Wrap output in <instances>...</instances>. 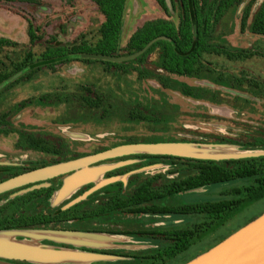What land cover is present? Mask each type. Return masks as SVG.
<instances>
[{
    "label": "rangeland",
    "instance_id": "rangeland-1",
    "mask_svg": "<svg viewBox=\"0 0 264 264\" xmlns=\"http://www.w3.org/2000/svg\"><path fill=\"white\" fill-rule=\"evenodd\" d=\"M34 1L0 2V38L11 42L0 49V71L4 65L3 70L12 72L14 65L23 62L28 53L34 54L33 63H40L48 47H68L83 42L93 45L100 38L104 17L91 0ZM263 1L242 0L213 25L209 37L213 47L255 52L256 56L251 59L232 62L222 56L206 55L201 72L194 76L168 74L159 69L158 52L150 55L144 65H133L134 71L129 73L116 69L107 72L99 63L75 60L58 66L56 72L43 68L31 81L2 90L0 117L7 113L9 124L0 126V182L3 181L0 184L11 180L6 178L17 169L44 164L55 167L131 145L167 146L180 150L188 155L187 158H263L264 150L257 143L264 139V96L237 82L244 77L264 86V36L255 35L251 30L253 18ZM165 3L167 9L157 0H126L117 55L127 57L129 39L145 22L167 19L179 24L182 10L178 0H165ZM217 3L218 0H209V7L215 8ZM247 9L250 19L242 30L241 21ZM28 23L39 37L35 43L29 38ZM184 88L192 94L184 93ZM87 96L95 99L100 96L104 103L97 109L90 108L82 100ZM132 112L145 119H131ZM20 133H33L53 141L61 154L47 155L24 146L17 147ZM136 154L120 152L97 165L109 169L137 166L136 170L117 178L127 185L131 181L132 187L155 173H165L164 165L141 169ZM252 185L256 184L240 182L198 195H177L160 203L179 206L220 199L233 187ZM34 189L38 188H31ZM32 207L40 206L36 202ZM262 208L264 190L256 189L239 213L215 227L187 256L198 257L217 238L249 224V219ZM160 219L165 229L185 228L203 220L199 216ZM99 222L100 227H105L112 220L104 218ZM111 240L103 242L102 247L135 249L146 246L123 236H113ZM164 245L161 241V247ZM0 264L9 263L0 260Z\"/></svg>",
    "mask_w": 264,
    "mask_h": 264
},
{
    "label": "trees",
    "instance_id": "trees-1",
    "mask_svg": "<svg viewBox=\"0 0 264 264\" xmlns=\"http://www.w3.org/2000/svg\"><path fill=\"white\" fill-rule=\"evenodd\" d=\"M14 2L15 0H0V2ZM24 2H35L34 0H19ZM104 17L100 26V38L95 44L83 42L73 46L48 47L42 54L40 63L34 62V54L28 53L23 62L16 63L14 70L8 72L4 65L0 71V92L17 87L23 81H31L32 78L43 68L56 72V68L62 64L72 61L85 63H99L106 71L112 69L123 73L134 71L133 65H144L149 56L158 52L157 65L159 69L168 74L179 76H194L203 68V58L206 55L225 57L227 60L236 62L244 61L256 56L250 50L230 51L225 47H213L209 42L212 35L213 25L218 23L225 14L242 0H218L215 8L209 7V0H178L182 14L178 25L167 19H156L147 21L129 39L127 44V57L133 56L151 46L137 59L128 62H117L108 60H94L84 58L89 55H97L110 59H120L117 55L120 45V35L123 25L124 9L126 0H91ZM173 1V0H171ZM166 7L165 0H157ZM250 19V10L247 9L242 17L241 29L245 30ZM252 33L264 36V1L253 18L251 24ZM196 31V35L194 33ZM29 38L35 43L39 37L28 23ZM11 42L0 38V49H3ZM165 82L166 79L162 78ZM241 85H247L251 90L264 96V86L258 81L248 78L237 79ZM187 95L192 91L184 88ZM86 106L97 109L104 103L102 97H84ZM9 115L3 114L0 117V126H7ZM131 119H145L142 115L132 112ZM8 132V131H2ZM17 147L24 146L28 150L47 155H60L61 151L56 149V144L44 137L33 133H20ZM258 147L264 150V139L257 143ZM140 160L139 167L156 168L166 166L165 173H155L141 181L135 187L132 182L127 185L123 181H117L98 192L88 196L85 201L79 202L66 208L69 201L61 205L56 204V199L64 185L66 176L57 177L28 185L20 189L9 191L0 195V237L6 234L24 230L49 229L64 227L71 229L75 222H93L108 215L124 214L148 217H202V222L194 223L185 228H155L141 232H111L119 235L140 236L145 239H152L159 243V247L145 253L129 255L116 251L99 249H81L82 251L133 258L130 261L118 264H186L193 258L187 254L199 245L204 238L218 225L225 223L238 210L245 207L256 189L264 190V157L261 159H194L150 153H139L135 156ZM99 166L92 165L90 167ZM40 167H27L17 169L10 173L8 178H16L20 175L33 172ZM134 167H120L105 174L106 179L123 177L128 172L136 170ZM138 168V167H137ZM253 181L256 185L248 187H233L223 193L220 199H204L179 206L161 205V201L177 195H198L216 188L233 186L240 182ZM3 182V181H1ZM0 182V183H1ZM35 185H45L38 189L31 190ZM94 184H87L81 187L73 196L77 198L91 190ZM38 202L39 208L33 205ZM264 213L260 209L255 216H252L248 223L254 221ZM239 230V229H237ZM236 230V231H237ZM100 232V231H98ZM104 232V231H101ZM234 233V232H232ZM231 233V234H232ZM217 238L207 252L228 236ZM23 236L19 237L22 238ZM161 241L164 246L161 247ZM49 248L75 250L77 248L61 242L42 241ZM202 251L203 253H205ZM202 252H200L202 254ZM200 255V254H199ZM9 264H33L17 263L6 261Z\"/></svg>",
    "mask_w": 264,
    "mask_h": 264
},
{
    "label": "crops",
    "instance_id": "crops-1",
    "mask_svg": "<svg viewBox=\"0 0 264 264\" xmlns=\"http://www.w3.org/2000/svg\"><path fill=\"white\" fill-rule=\"evenodd\" d=\"M84 172H86L84 175L82 173L77 176V179L75 180L76 184L74 183L70 189L64 191L63 195L58 198V205H61L66 201H69L67 206H71L75 203L77 204L86 200L91 194L117 182V179L114 178L106 179L105 174L107 172L100 168ZM119 181H122V179H119ZM81 184H94V187L85 194L73 199L74 194L81 187L85 186H80ZM123 215L124 214L117 213L101 218H110L112 220V222L106 224L105 227L99 226L100 219H98L93 222H75L71 224V229L55 227L49 229L24 230L6 235V237L0 239V260H3L4 262L12 261L17 263L33 264H118L133 259L130 257L126 258L108 254H99L101 256L98 257L80 254L56 253L46 251L44 248H48V245L43 244L42 241L65 243L66 245L77 248L73 251L83 253L90 252L82 251L81 249H99L134 255L149 252L159 247V243L152 239H145L140 236L117 235L111 232H141L160 228L162 226L160 217L151 218L148 216ZM21 236L23 237L19 239ZM113 236H123L128 239H132L135 243L146 246L144 248L135 249H124L116 246L102 247L101 244L103 242H111V238H113Z\"/></svg>",
    "mask_w": 264,
    "mask_h": 264
},
{
    "label": "water",
    "instance_id": "water-1",
    "mask_svg": "<svg viewBox=\"0 0 264 264\" xmlns=\"http://www.w3.org/2000/svg\"><path fill=\"white\" fill-rule=\"evenodd\" d=\"M194 33L196 35V31H194ZM151 44L152 43H150L147 48H149ZM147 48L133 56L124 57L120 59H110L97 55H89V56H85L84 58L94 59V60L128 62L137 59L147 50ZM120 152L137 153V154L150 153V154L168 155V156H177V157H186V158L188 156L185 153L181 152L180 150L172 149L167 146H144V145L123 146L94 156L69 162L67 164H62L55 167H44L41 169H37L33 172L20 175L16 178H12L8 182L0 184V193L4 191H10L21 186L35 184L38 182H43L46 180L68 175L56 199V204L58 205L57 203L58 198L61 195H63L64 191L70 189V187L74 185L78 175L82 173L84 175V173H86L84 171L99 169V168L105 170L106 172L115 169V168L109 169L104 166H98V167L96 166L90 167V166L97 165L99 162L110 159L114 157L116 154H119ZM188 158L212 159V158H197L191 156ZM212 160H217V159H212ZM117 181H119V179ZM83 185L85 184H81L80 186ZM39 187L35 186L33 188H39ZM71 206H66V208H69ZM14 233H9V234H14ZM6 235L4 237H6ZM1 238L3 237H0V239ZM44 249L46 251L64 253V254H80V255H90V256H98V257L101 256L99 254H94V253H83V252H76L73 250L52 249L49 247ZM186 264H264V213L254 221L250 222L249 224L245 225L238 231L228 236L226 239L221 241L215 247L199 255L198 257L192 259Z\"/></svg>",
    "mask_w": 264,
    "mask_h": 264
}]
</instances>
